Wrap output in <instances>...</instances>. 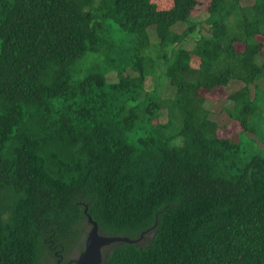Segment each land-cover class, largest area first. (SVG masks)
I'll list each match as a JSON object with an SVG mask.
<instances>
[{"label": "trees", "instance_id": "1", "mask_svg": "<svg viewBox=\"0 0 264 264\" xmlns=\"http://www.w3.org/2000/svg\"><path fill=\"white\" fill-rule=\"evenodd\" d=\"M263 123L264 0H0V264H264Z\"/></svg>", "mask_w": 264, "mask_h": 264}, {"label": "rangeland", "instance_id": "2", "mask_svg": "<svg viewBox=\"0 0 264 264\" xmlns=\"http://www.w3.org/2000/svg\"><path fill=\"white\" fill-rule=\"evenodd\" d=\"M153 1L158 5L159 9L161 10L168 9L173 5V0H153ZM206 9H207L206 5H202L196 8L192 14L191 20L193 21L205 20L208 17V13ZM183 28H184L183 26L179 27L178 31L181 32ZM192 63L196 65L197 59H195V57L193 58ZM150 83L151 81L149 80L148 86L150 85ZM226 95H227V92L224 90L217 91L216 93H213V94H209V93L206 94V96L209 99L207 106H209L210 109H212L214 112L219 113L218 110L221 106H223L224 104L223 99H225ZM215 119L219 120L220 123H222V122H225V120L227 119V115L225 114L217 115ZM162 121H166V118H163ZM258 128H259L258 131L260 132L258 139H260L262 144L261 145L257 144L254 146L253 145L254 142L250 143L249 141H247V145L245 147L248 146V149L253 150V152H258V150H260L261 154L264 155V123L263 125L262 124L258 125ZM240 129L241 128L239 124L233 121L229 124L228 128L225 131H223V136L234 138L235 136H237Z\"/></svg>", "mask_w": 264, "mask_h": 264}, {"label": "water", "instance_id": "3", "mask_svg": "<svg viewBox=\"0 0 264 264\" xmlns=\"http://www.w3.org/2000/svg\"><path fill=\"white\" fill-rule=\"evenodd\" d=\"M87 214V210L85 211ZM88 222L91 225L92 229L90 230L86 242H85V250L80 255L76 264H102L103 263V249L114 243H138L144 235L138 240H131L129 238L123 237H106L101 236L99 234L98 224L93 221L91 217L88 216Z\"/></svg>", "mask_w": 264, "mask_h": 264}, {"label": "flooded vegetation", "instance_id": "4", "mask_svg": "<svg viewBox=\"0 0 264 264\" xmlns=\"http://www.w3.org/2000/svg\"><path fill=\"white\" fill-rule=\"evenodd\" d=\"M59 252V251H58ZM84 252V250L82 252H75L74 254H70L65 256L62 255L60 253H57V251L55 252L56 256H59L58 259H50L47 264H76V261L78 260V258L80 257V255Z\"/></svg>", "mask_w": 264, "mask_h": 264}]
</instances>
